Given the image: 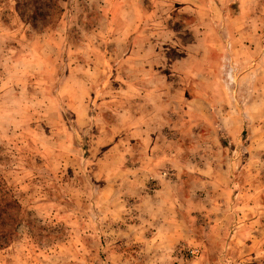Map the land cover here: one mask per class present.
I'll list each match as a JSON object with an SVG mask.
<instances>
[{
	"label": "rangeland",
	"instance_id": "374dc122",
	"mask_svg": "<svg viewBox=\"0 0 264 264\" xmlns=\"http://www.w3.org/2000/svg\"><path fill=\"white\" fill-rule=\"evenodd\" d=\"M5 186L0 264H264V0H0Z\"/></svg>",
	"mask_w": 264,
	"mask_h": 264
},
{
	"label": "trees",
	"instance_id": "16d2710c",
	"mask_svg": "<svg viewBox=\"0 0 264 264\" xmlns=\"http://www.w3.org/2000/svg\"><path fill=\"white\" fill-rule=\"evenodd\" d=\"M5 187L4 192L0 189V247L8 245L13 240L21 213L20 203L13 198V195L10 194L9 197V189Z\"/></svg>",
	"mask_w": 264,
	"mask_h": 264
}]
</instances>
